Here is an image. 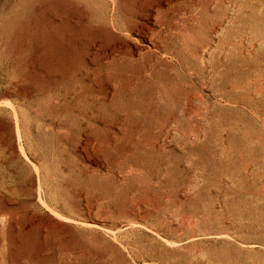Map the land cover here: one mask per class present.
<instances>
[{"label": "rangeland", "instance_id": "1", "mask_svg": "<svg viewBox=\"0 0 264 264\" xmlns=\"http://www.w3.org/2000/svg\"><path fill=\"white\" fill-rule=\"evenodd\" d=\"M0 264H264V0H0Z\"/></svg>", "mask_w": 264, "mask_h": 264}]
</instances>
